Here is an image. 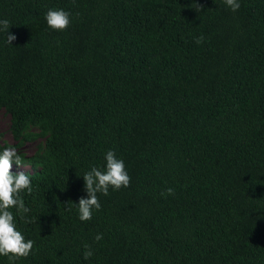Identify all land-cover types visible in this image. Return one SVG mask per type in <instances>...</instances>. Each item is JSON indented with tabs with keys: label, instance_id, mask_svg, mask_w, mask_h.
I'll use <instances>...</instances> for the list:
<instances>
[{
	"label": "trees",
	"instance_id": "16d2710c",
	"mask_svg": "<svg viewBox=\"0 0 264 264\" xmlns=\"http://www.w3.org/2000/svg\"><path fill=\"white\" fill-rule=\"evenodd\" d=\"M0 18V148L33 169L16 264H264V0H0ZM108 149L130 183L80 221Z\"/></svg>",
	"mask_w": 264,
	"mask_h": 264
},
{
	"label": "clouds",
	"instance_id": "9594fccd",
	"mask_svg": "<svg viewBox=\"0 0 264 264\" xmlns=\"http://www.w3.org/2000/svg\"><path fill=\"white\" fill-rule=\"evenodd\" d=\"M240 3L241 0H224L225 6L233 12L240 8ZM44 19L49 28L63 31L71 23V13L64 8L53 7L45 12ZM10 25L11 22L7 18H0V31L4 32L8 44H12L16 39V34L8 31ZM202 40L201 36L197 43ZM13 163L16 165L21 163V155L17 149L7 146L0 148V257H7L9 264H16L21 257L29 256L34 245V241L27 238L17 224V215L26 216L30 212V208L22 199V194L33 192L32 180L22 170H10ZM82 177L86 195H82L78 202H74L80 221L91 220L94 211L102 207L98 194L108 195L110 189L116 191L121 187H127L131 179L125 161L113 149L105 151L102 166H91L82 173ZM167 191L171 193L172 189L169 188ZM27 219L30 221L31 217ZM103 235L102 232H97L93 240L99 242ZM92 254L91 249L86 251L85 259Z\"/></svg>",
	"mask_w": 264,
	"mask_h": 264
},
{
	"label": "rangeland",
	"instance_id": "374dc122",
	"mask_svg": "<svg viewBox=\"0 0 264 264\" xmlns=\"http://www.w3.org/2000/svg\"><path fill=\"white\" fill-rule=\"evenodd\" d=\"M10 115L5 112V110L0 108V132L3 134L2 135V142H8V143H15V140L9 130V126H10ZM35 149V144L33 143H27L24 146L21 147L20 150L25 151L26 154H32L33 151ZM12 171H33L32 167L30 165L27 164H20V165H16L13 164L12 168L10 169Z\"/></svg>",
	"mask_w": 264,
	"mask_h": 264
}]
</instances>
